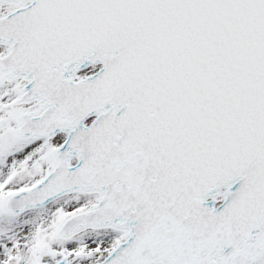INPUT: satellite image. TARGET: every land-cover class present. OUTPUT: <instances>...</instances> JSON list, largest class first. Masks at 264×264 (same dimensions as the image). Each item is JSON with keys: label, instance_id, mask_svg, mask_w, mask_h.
<instances>
[{"label": "snow or ice", "instance_id": "snow-or-ice-1", "mask_svg": "<svg viewBox=\"0 0 264 264\" xmlns=\"http://www.w3.org/2000/svg\"><path fill=\"white\" fill-rule=\"evenodd\" d=\"M0 264H264V0H0Z\"/></svg>", "mask_w": 264, "mask_h": 264}]
</instances>
